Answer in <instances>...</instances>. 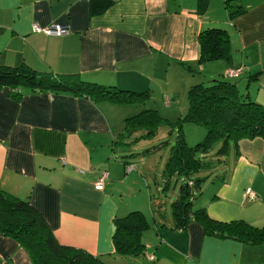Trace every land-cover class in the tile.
I'll return each instance as SVG.
<instances>
[{
  "label": "crops",
  "instance_id": "0c3cea01",
  "mask_svg": "<svg viewBox=\"0 0 264 264\" xmlns=\"http://www.w3.org/2000/svg\"><path fill=\"white\" fill-rule=\"evenodd\" d=\"M113 1L105 13L92 15L90 0H0V63L26 64L60 79L73 76L109 87L115 97L148 92L143 101L129 102L30 87L16 98L11 87H0L1 187L28 199L61 244L120 263L153 256L157 264H264V243L207 235L197 222L174 229L173 219L155 221L143 234L145 253L137 257L117 254L114 245L117 217L163 210L148 177L163 186L158 175L164 168H152L146 157L156 150L140 151L161 140L160 130L152 139L121 137L126 119L149 101L156 105L146 108L163 117L183 116L191 86L222 74L248 78L243 93L264 106V0ZM239 6L244 12L231 16ZM54 23L68 34L33 31L34 24ZM207 28L228 32L229 60L198 62L200 34ZM237 68L243 70L238 76L226 75ZM102 169L109 177L98 190ZM201 190L195 207L210 217L264 225L263 141L243 139L232 147ZM0 264L33 263L17 240L0 233Z\"/></svg>",
  "mask_w": 264,
  "mask_h": 264
},
{
  "label": "trees",
  "instance_id": "16d2710c",
  "mask_svg": "<svg viewBox=\"0 0 264 264\" xmlns=\"http://www.w3.org/2000/svg\"><path fill=\"white\" fill-rule=\"evenodd\" d=\"M113 4V0H90L91 14L105 13ZM228 7L231 9L233 6L228 3ZM243 12L244 9L239 6L231 10V16ZM230 58V36L226 30L207 28L201 31L199 63ZM3 86L11 87L16 98L21 94L20 89L23 87L34 90L71 91L129 102H140L148 97L147 91L134 98L115 97L116 94L109 87L84 82L73 76L60 79L38 72L26 64L8 66L0 63V87ZM185 122H193L207 130L205 138L194 146H189L183 137L182 126ZM168 124H177L180 134L163 170V191H170L174 177L183 179L176 198L171 203L173 228L185 229L191 222H197L202 225L207 235L235 239L252 245L264 243V225L256 226L243 219L220 221L210 217L205 208L195 207L194 202L195 198L201 196L202 184L211 176L212 169L229 154L232 147L238 148L243 139L257 138L264 143V106L242 93L236 79H226L224 76L208 83L198 82L192 85L188 92V110L176 121L163 117L157 109L145 108L126 119L125 132L120 136L136 135L135 141L152 139L163 125ZM218 142L221 143L215 153L218 158L213 159L209 154ZM155 146H150L143 152L155 151ZM201 171L209 173L197 176ZM194 189L198 190V195L194 193ZM114 223L116 253L134 257L143 255L146 248L143 234L151 227L146 215L134 210L126 216L117 217ZM0 233L17 240L28 252L33 264H112L102 256L61 244L44 216L28 199L7 192L1 185ZM120 264L157 263L152 256L143 263L128 261Z\"/></svg>",
  "mask_w": 264,
  "mask_h": 264
},
{
  "label": "rangeland",
  "instance_id": "374dc122",
  "mask_svg": "<svg viewBox=\"0 0 264 264\" xmlns=\"http://www.w3.org/2000/svg\"><path fill=\"white\" fill-rule=\"evenodd\" d=\"M194 74L188 76L189 77L188 82H190V79H192L194 77ZM196 76H199V74H197ZM222 77H224L223 74L218 76V78H222ZM237 81H238L239 90H241L242 93L246 92L247 91L248 78L242 77V78H239ZM204 82L208 83V81H206V80H204ZM161 99L162 98L160 97L158 100L161 101ZM147 105L153 107L156 104H155V102L150 103V101H149L148 104H146V105L144 104V105H140V106H143V108H146ZM164 117L169 119V120H172V121H176L178 118V116H172V114H168ZM206 133H207V130L204 127L199 126L193 122H185L182 126L183 137L189 146H194L198 142L202 141L205 138ZM179 134H180V130H179V127L177 124H173V125L168 124V125L162 126V128L160 129L161 140H159L155 143L150 142V145H148L149 146L148 148H150V146L152 147L153 144H157L155 146L156 147V153L155 154L151 153V154H149V156L148 155L146 156L147 159L150 158L149 163H150L152 168H154L156 166V164L158 163L160 169L163 170V168H164L163 164H165L166 160L168 159V156L171 153L172 147L176 144V142L179 138ZM220 146H221L220 142L216 143L213 150L209 154V156H212L213 159L218 158V156L215 153L219 149ZM144 150H148L147 146L140 149L141 152H143ZM160 169L157 167L154 172L159 173ZM208 173H209L208 171H201L200 173L197 174V176H205V175H208ZM158 176H159L158 180L160 181L162 179L161 174H159ZM148 179H149V181H151L153 199L156 203L162 202L161 208H163V210H162V212L157 211L158 207L155 206L154 212L151 213L150 211L145 210L144 214L146 215V217L148 218V220L152 224V226H155V221H159V222H164L166 220L172 221L173 217H172L171 203L176 198L179 187L183 182V179H181V178L179 179L177 177H174L172 180V187H171L170 191H168V192L163 191V186L161 185V183H157V184L154 183V177L152 176V174L150 175V177H148ZM193 191L196 195L199 194L198 190L194 189ZM152 206H154V203H152ZM107 261L112 263V264H120V261L118 260V258L117 259H109V260L107 259Z\"/></svg>",
  "mask_w": 264,
  "mask_h": 264
},
{
  "label": "built area",
  "instance_id": "2783aa9c",
  "mask_svg": "<svg viewBox=\"0 0 264 264\" xmlns=\"http://www.w3.org/2000/svg\"><path fill=\"white\" fill-rule=\"evenodd\" d=\"M33 31L39 32V33H45L48 35H56V36H62L65 34H68L69 29L67 27H64L60 24H52L49 26H39L37 24L33 25ZM243 70L240 68L237 69H230L227 71L226 75L229 77H236L238 76ZM130 165H127L126 168H129ZM109 177V171L107 169H102L98 175V178L95 182V188L98 190H102L105 187L106 181ZM247 193L250 195V197L255 198V195L251 192V189H247ZM152 258V256H150Z\"/></svg>",
  "mask_w": 264,
  "mask_h": 264
},
{
  "label": "bare ground",
  "instance_id": "6f19581e",
  "mask_svg": "<svg viewBox=\"0 0 264 264\" xmlns=\"http://www.w3.org/2000/svg\"><path fill=\"white\" fill-rule=\"evenodd\" d=\"M57 24V23H56Z\"/></svg>",
  "mask_w": 264,
  "mask_h": 264
}]
</instances>
